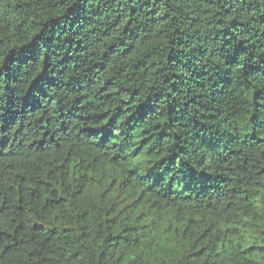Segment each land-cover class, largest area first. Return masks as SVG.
I'll return each mask as SVG.
<instances>
[{"label": "trees", "instance_id": "1", "mask_svg": "<svg viewBox=\"0 0 264 264\" xmlns=\"http://www.w3.org/2000/svg\"><path fill=\"white\" fill-rule=\"evenodd\" d=\"M0 264H264V0H0Z\"/></svg>", "mask_w": 264, "mask_h": 264}]
</instances>
